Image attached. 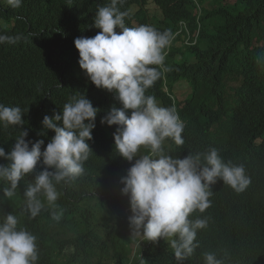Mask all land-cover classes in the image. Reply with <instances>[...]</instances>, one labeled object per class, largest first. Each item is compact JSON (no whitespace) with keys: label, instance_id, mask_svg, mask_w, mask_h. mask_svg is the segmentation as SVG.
<instances>
[{"label":"trees","instance_id":"1","mask_svg":"<svg viewBox=\"0 0 264 264\" xmlns=\"http://www.w3.org/2000/svg\"><path fill=\"white\" fill-rule=\"evenodd\" d=\"M110 3L24 0L28 19L0 13V34L26 37L0 44V103L20 107L24 119L23 126L0 124L6 153L23 130L27 141L43 139L46 148L55 132L42 134L43 117L62 114L73 96H86L99 109L84 174L56 186L54 210L45 202L36 218L24 211V191L44 169L42 161L12 198L3 194L7 185L0 182V219L13 213L18 227L36 236L37 264H177L168 239L124 235L132 213L120 179L134 161L115 150L117 126L101 123L122 104L97 88L78 62L74 40L100 31L94 27L97 6ZM117 7L129 12L126 26L150 25L174 36L161 75L146 92L160 106L174 105L185 125L184 145L166 139V153L185 158L214 147L225 162L243 165L251 179L242 193L222 180L211 186L210 208L189 217L207 218V227L198 230L199 247L182 264H205V252L215 253L223 264H264V0H123ZM181 81L192 84L190 96L178 95ZM7 163L0 158V164ZM53 211L59 220L52 218Z\"/></svg>","mask_w":264,"mask_h":264},{"label":"clouds","instance_id":"2","mask_svg":"<svg viewBox=\"0 0 264 264\" xmlns=\"http://www.w3.org/2000/svg\"><path fill=\"white\" fill-rule=\"evenodd\" d=\"M23 2L0 0V13L5 12L14 20L28 19ZM118 3L123 0L97 6L94 27L100 31L94 37L74 40L78 62L97 88L113 93L122 104V108L109 110L101 123L117 126L115 150L128 162L134 161L120 179L121 193L128 197L132 213L128 217L131 235L151 242L168 239L177 264H182L199 247L195 242L198 230L207 227V218L189 217L210 208L211 186L222 180L242 193L251 179L243 165L225 162L214 147L185 158L166 153V139L177 146L184 145L185 125L174 105L160 106L156 97L146 92L159 79L165 49L174 36L169 30L159 31L150 25L126 26L129 12L121 11ZM181 27L187 29L188 25L181 23ZM25 39L23 34H0V44H16ZM98 111L86 96H73L71 102L64 104L62 114L43 117L42 134L47 130L55 132L46 148L43 139L27 141L26 130L16 138L10 152L0 147V158L8 161L0 164V182L7 185L2 191L8 198L15 195L20 181L41 161L45 166L23 194L24 211L30 218L44 210L45 202L54 210L59 198L56 186L84 174ZM23 123L20 107L0 103V124L4 128ZM142 147L148 150L147 154L140 153ZM52 218L60 219L55 211ZM18 224L13 213L0 219V264H37V238ZM203 256L205 264H223L215 253L205 252Z\"/></svg>","mask_w":264,"mask_h":264},{"label":"rangeland","instance_id":"3","mask_svg":"<svg viewBox=\"0 0 264 264\" xmlns=\"http://www.w3.org/2000/svg\"><path fill=\"white\" fill-rule=\"evenodd\" d=\"M178 45L180 46L181 43H179ZM234 85L235 84H233V86ZM192 89H193L192 84L185 82V81L179 82L178 86H177V92H178V95L180 96V98L190 96L192 94ZM146 152H147V149L142 147L140 150V153L145 154ZM124 235H126L127 237L131 236V231L129 229L124 231Z\"/></svg>","mask_w":264,"mask_h":264}]
</instances>
